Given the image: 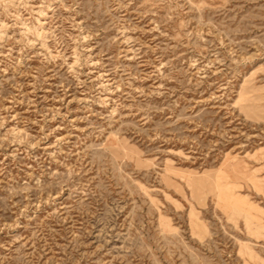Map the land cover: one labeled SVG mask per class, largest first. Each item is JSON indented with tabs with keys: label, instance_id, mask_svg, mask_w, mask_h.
I'll return each instance as SVG.
<instances>
[{
	"label": "rangeland",
	"instance_id": "obj_1",
	"mask_svg": "<svg viewBox=\"0 0 264 264\" xmlns=\"http://www.w3.org/2000/svg\"><path fill=\"white\" fill-rule=\"evenodd\" d=\"M0 264H264V0H0Z\"/></svg>",
	"mask_w": 264,
	"mask_h": 264
},
{
	"label": "bare ground",
	"instance_id": "obj_2",
	"mask_svg": "<svg viewBox=\"0 0 264 264\" xmlns=\"http://www.w3.org/2000/svg\"><path fill=\"white\" fill-rule=\"evenodd\" d=\"M43 12H45V11L43 10L42 13H43ZM40 23H41V21H40Z\"/></svg>",
	"mask_w": 264,
	"mask_h": 264
}]
</instances>
